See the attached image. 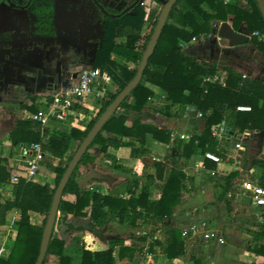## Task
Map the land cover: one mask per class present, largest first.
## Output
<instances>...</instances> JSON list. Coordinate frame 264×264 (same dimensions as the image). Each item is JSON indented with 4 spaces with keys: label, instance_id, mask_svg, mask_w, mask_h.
I'll list each match as a JSON object with an SVG mask.
<instances>
[{
    "label": "trees",
    "instance_id": "trees-1",
    "mask_svg": "<svg viewBox=\"0 0 264 264\" xmlns=\"http://www.w3.org/2000/svg\"><path fill=\"white\" fill-rule=\"evenodd\" d=\"M35 1L0 0V3L27 8ZM97 1L101 4L100 0ZM136 2L137 0H126V5L121 9L106 6L108 14H104L93 1L99 11L96 22L103 19L102 40L93 68L106 72L116 90L105 93L99 113L92 117L84 130L73 127L68 133L61 132L26 118L14 122L9 133L10 143L18 147L40 144L46 154L57 160L55 164H46L47 170L54 175L55 183L51 186L49 183L28 182L24 178L12 183L9 161L7 158L0 159V184L13 185L12 197L5 202L0 199V226L6 225L7 216L11 211L20 213V220L15 225V239L9 246V253L0 258V264H36L54 195L70 162L109 105L136 77L163 8L159 0H152L160 9L157 12L151 8L146 12L141 6V1L137 4ZM133 5L134 8L125 13L126 9ZM203 5H207L208 9L203 8ZM215 21H231L236 32L245 27L252 35L251 43L264 53V39L253 36L255 32L264 35V18L256 0H178L170 12L141 83L105 124L67 183L43 264L50 255L58 257V264H73V259L65 254L66 241L56 234L59 232L66 235L71 231L83 233L82 240H78L82 248L80 264H117V259L126 256L133 258L137 251L136 246L129 247L121 237L103 239L98 230L112 220L132 228H140L156 226L172 218L175 209L182 202L189 179L182 167H172L168 170L167 162L174 161L176 164L182 159L190 160L199 152L210 151L223 159L221 163L208 162L207 166L218 173L226 174L222 176L224 182L218 200L226 202L229 206L226 198L232 181L240 171L227 160L226 151L218 137L213 134V128L223 126L229 137L247 130L264 132V81L244 77L237 70L225 66L224 84L211 82L208 79L221 74L218 65L199 62L184 52L183 45L192 42L194 38H209ZM148 22L151 23V33L144 43L140 44L142 30ZM123 38H126V43H123ZM157 93L167 95L168 115L177 117L187 106H195L202 114L205 126L200 135H192L187 143L175 140L166 156L169 160L154 163V174L132 175L133 171L120 164L117 157L110 153V149L130 147L131 157L142 159L151 155L147 142L149 135L161 144L171 143L169 130L143 119V111ZM33 100L35 102L36 98ZM239 106H249L251 111L241 112L237 109ZM172 108L174 112L170 111ZM29 109L37 111L35 106ZM69 113L72 117L80 118L86 116L88 110L76 106L70 109ZM104 132L107 134L104 135ZM92 150L105 154L109 167L132 175L122 190L113 192L106 178H87L80 172L81 165L96 160ZM10 157L18 158L19 155L12 151ZM252 166L259 170L258 184L264 187V156L256 158ZM82 180L100 181L101 190H86L85 186L79 185ZM154 188L161 191V198L157 201L151 198ZM137 189H140V193L136 196L134 193ZM125 192L129 193L130 197H122ZM31 212L43 217L42 225L32 223ZM70 215L87 219L88 223H69ZM260 238H264V225L254 234L251 249L255 254L264 257V245L258 244ZM146 239V236L141 237V241L145 242ZM156 246L161 247L163 255L169 260L185 258L188 255V240L183 237L179 228L170 223L165 224L164 241L150 243L152 249ZM188 260L193 264H205L204 259L200 260L195 256H189Z\"/></svg>",
    "mask_w": 264,
    "mask_h": 264
},
{
    "label": "crops",
    "instance_id": "crops-1",
    "mask_svg": "<svg viewBox=\"0 0 264 264\" xmlns=\"http://www.w3.org/2000/svg\"><path fill=\"white\" fill-rule=\"evenodd\" d=\"M100 1L104 8L106 6H111L121 9L126 5V0ZM142 1L149 11L151 8L155 10L158 9L156 6L157 4L153 3L152 0ZM87 5L88 0H36L32 6L22 11L20 8L14 7L15 5H10L5 2L0 3V159L7 158L10 168L11 164H17L19 161L17 158L10 157L11 152L13 151L18 155L20 152L19 147L13 145L9 141V133L14 126V122L16 120L28 118L29 115L36 113L40 106L39 101H43L50 93L62 88L66 84V79L71 76H76L86 67H93L102 40V31L100 34L97 33L96 30L93 31L97 23L96 18L98 14L96 11L88 8ZM203 8L208 9V6L203 5ZM223 23L225 22L215 21L213 23L212 36L210 38H203V40L197 44L190 42V46L187 45L189 43L184 44V52L199 61L218 65L221 74H226L224 67L230 66L242 73L244 77L259 78L264 81V53L260 52L257 47L251 43L252 38L249 36V43L240 46H231L229 40L220 38L219 30ZM226 23H229L234 30L231 21H227ZM151 29V23H146L141 33L142 40L140 44H143L145 38L150 35ZM246 32L247 29L242 27L241 31L236 33L247 36ZM123 43H126V38H123ZM249 58L252 59L250 60ZM223 59L230 60V64L222 65L221 61ZM116 61L121 62L118 59H116ZM224 82L225 78L221 84H224ZM108 89L109 92H115L116 86L111 83L108 85ZM33 98H36L35 102ZM159 105H162L160 109L157 108ZM168 105L167 95L164 93L157 94L154 98L150 99L148 106L143 111V119L160 128L167 129L171 133L177 132L189 136L195 134L200 135L202 133L203 130L201 131L195 126V122L200 118L204 120L203 117L199 116L201 113L197 107L189 105L185 108L183 113L179 114L177 117H172L168 115L169 111L166 109ZM31 106H35L37 111H31L29 109ZM162 107L165 109L163 112H161ZM170 111L174 112V108ZM91 119L92 118L87 116L78 119L69 117L64 121H51L48 123L47 127L68 133L73 127L84 130ZM233 140L238 141L233 143ZM257 140L259 141L257 142ZM125 141L132 140L125 139ZM174 141L175 140L171 138V143L160 144L149 135L147 142L148 148L151 150V155L142 159L132 158L130 147H122L117 150L110 149V153L117 157L120 164L129 169H134L137 166V171L131 169L133 171L132 175H149L155 173V162L169 160L166 156L171 151ZM229 141L233 149H235L237 144L240 143L241 145L240 148L235 149L236 155L229 157L226 154L227 160L231 162L234 161V167L240 172L232 181L229 191L230 194L228 193L226 199L228 200V197L232 199L235 195L243 196L248 199L254 208L255 215L258 216L259 228H255L253 230L254 232L251 233L243 230L241 233L236 230L235 225L238 224H234V222L231 223V221L230 228L228 227L225 232L214 226L212 221L218 224V222L223 221V219L219 217L220 214L217 210L218 206L216 205L215 194L212 192V186L215 188V181H213V179L219 176H225L226 174L218 173L216 170L208 168L207 163L211 161L205 160L204 153L201 152L194 155L190 160L182 159L177 163L183 168V171L189 179L187 183V186L190 184L188 187L189 192L193 191L195 188H200L199 195L196 196L195 200L191 201L194 202L196 206H190L188 207V211L178 213L177 209L180 208L179 204L174 211V215L170 219L176 221L178 226L175 225V227L179 228L181 231L185 226L197 224L201 232L202 224H206L209 229L223 236L226 241L224 245L208 241L210 243L208 246L212 248V250L208 248L203 251L205 253L209 252L206 257H208L209 261L215 260V264H264V257L255 254L251 250L254 234L259 232L264 225V208L255 207L251 198L241 191V184L244 180L252 179L258 182L260 172L258 169L253 168L252 163L256 158L264 156V132L256 131L253 136L248 138H242L240 134H236L230 139L220 142L222 145L223 142ZM187 142L188 141H185V143ZM251 142L260 145L257 147L256 152H252L254 145L248 150L247 144ZM157 150L165 153V159L163 158V160H161L155 157V152ZM91 153L96 155V160L87 164L84 170H88L90 174L92 173L94 178H106L111 191L116 192L122 190L126 183L119 187L115 186L114 182L111 181L112 177L118 175V173H122V175L127 177L132 175L109 167L106 163L105 154L97 153L93 150ZM152 157L154 158V162L152 161L153 164L147 167L144 162L146 159ZM139 162H141V165H139ZM169 164L171 168L176 167L174 166V161ZM168 168L169 167H167V169ZM79 169L83 174L81 168ZM211 171L216 172V175L212 176L210 174ZM39 178L40 184L49 183L51 186H54V175L47 169L44 172H40ZM85 189L91 192L100 191L101 183L98 180H92L87 182ZM12 191V184H0L1 201L5 202L9 200L12 197ZM139 193L140 189H137L134 195L137 196ZM184 194L185 192L182 195V201L186 198ZM122 197L128 198L130 194L125 192ZM151 198L156 201L161 198V191L159 188L152 189ZM217 201H219L218 197ZM30 216L33 224L41 225V223H43V217L39 214L31 212ZM170 219H167V221ZM19 220V211L14 210L8 214L7 223L3 225L4 231L0 236V243L7 238L9 240H14L17 229L13 223ZM68 222H75L77 224H82V222L88 223L87 219L76 218L73 215L69 216ZM164 222L166 223V221ZM113 223L120 224L117 220H112L111 224ZM120 225L124 228L129 227V229L139 230V228H132L127 224ZM108 228L109 226L105 227L102 232L107 231ZM216 230H219V232ZM81 235L82 232L80 231H71L66 235L59 232L57 234L59 238L66 241L65 254L73 259V264H80L82 260V248L78 241ZM144 236H146V232ZM121 238L126 240V244L129 247L136 246L137 251L133 258L126 256L123 259H117V264H193V262L188 260L189 258L186 260H184V258L169 260L163 255L161 247L156 246L153 249L150 247L152 241L158 240L162 242L165 237L164 239L154 238L147 245L148 248L145 249L138 247L137 240L134 238H126V236ZM184 238L189 241L187 254L189 244L193 242L192 240L195 238L203 239L199 235L195 236L192 234ZM138 239L141 241V237ZM258 244L264 245V238H260ZM187 256H195V254ZM195 257L200 259L198 256ZM182 259L185 263L182 262ZM203 259L205 260V258ZM45 264H58V257L52 255L48 256Z\"/></svg>",
    "mask_w": 264,
    "mask_h": 264
},
{
    "label": "built area",
    "instance_id": "built-area-1",
    "mask_svg": "<svg viewBox=\"0 0 264 264\" xmlns=\"http://www.w3.org/2000/svg\"><path fill=\"white\" fill-rule=\"evenodd\" d=\"M141 6L146 11H149L148 8L145 7V4L142 0ZM253 36L264 39V35H261L258 32H255ZM203 38L204 37H200L198 39L194 38L191 43L197 44L202 41ZM191 43L187 45L190 46ZM225 76L226 74L224 73L208 80L211 82L218 81L222 83ZM66 80V84L62 88L50 93L43 101H39L40 106L38 111L29 115L26 119H31L42 126L47 127L48 123L51 121H64L69 117H72L69 111L76 106L87 109L88 114L86 116L92 118L100 111L103 97L105 93L109 91L108 85L111 83L113 84L111 77L106 72H103L99 68L93 67H86L82 69L76 76H71ZM92 96L93 101L90 102V97ZM237 109L241 112L251 111V107L249 106H239ZM199 116L202 117V114H199ZM255 133L256 131L247 130L240 135L242 138H248L253 136ZM213 134L218 137L220 141H225L231 138L226 134L225 128L220 125L213 128ZM171 138L173 140H181L185 142L189 141L191 136L172 132ZM240 147L241 146L238 144V148ZM19 151V157L17 158L19 160L18 163L11 164L12 183H17L20 178H24L28 182L41 183L39 174L42 165L44 163L55 164L57 162L56 159L43 151L40 144L20 146ZM204 159L214 163L223 162L221 157L210 151L204 153ZM210 174L215 176L216 172L211 171ZM241 191L251 198L255 207L264 208V187L259 185L258 182L252 179L244 180L241 184ZM13 225H16V221L13 223ZM201 229L202 231L200 232L197 224H190L189 226L182 228V235L184 237H187L190 234L195 236L199 235L206 241L216 242L220 245L225 244L226 241L224 237L209 229L206 224H202ZM12 241L13 240H9L7 238L4 239L2 243H0V258L6 256L9 253V246Z\"/></svg>",
    "mask_w": 264,
    "mask_h": 264
},
{
    "label": "rangeland",
    "instance_id": "rangeland-1",
    "mask_svg": "<svg viewBox=\"0 0 264 264\" xmlns=\"http://www.w3.org/2000/svg\"><path fill=\"white\" fill-rule=\"evenodd\" d=\"M87 6H88V8L96 11V13L98 14V11L93 6L91 0H88V5ZM156 6H157L158 9H160V7L158 5H156ZM246 35L249 36L250 38H252V35L250 33L246 32ZM249 59L251 60L252 58H249ZM221 64L222 65H229L230 64V60L223 59L221 61ZM261 70H263V69H261ZM255 76H257V75H255ZM157 94H161V93H157ZM92 101H93V96L90 97V102H92ZM161 106L162 105H159V107L157 106V108L160 109ZM164 110H165L164 107H162L161 112H163ZM10 122L13 123L12 121H10ZM9 125H10V123H9ZM195 126L202 131L204 129V126H205V120H202L200 118L198 121L195 122ZM5 133H6V130H5ZM236 141H238V140H233V143H235ZM240 141H242V140H240ZM258 141L259 140H257V142ZM239 145H240V143H239ZM243 145H245V144H243ZM222 146L225 149L226 154L229 157L236 155V150L235 149H238V144L235 146V149L231 148L230 141L229 142H223ZM251 146H253V148ZM258 146H260V145L255 144V143L253 144V142L247 144L248 150L251 147L252 148V152H256V149H257ZM164 154L165 153L163 151L157 150L155 152V157H157L158 159L160 158L161 160H163V158L165 159ZM152 161L154 162V158L153 157L150 158V159H146L144 164L147 165V167H149L150 164H153ZM46 164L47 163H44L42 165V167H41V171L42 172H44L47 169L46 168V166H47ZM167 165H169L167 167L171 168L170 164L168 162H167ZM85 166L86 165H81L80 166L83 174L86 175L87 178H92V177L94 178V175L92 173L90 174V172L88 170H84ZM174 166L180 167V165H178L177 163ZM136 167L135 168L133 167V168L137 171L138 168H136ZM134 169H132V170H134ZM130 177L129 176L128 177L124 176V175H122V173H118V175H115V176L112 177L111 181L114 182L115 186L119 187V186L125 184L127 182V180L130 179ZM222 178H223L222 176H219V177L213 179V181H215V186H214L215 188H213V186H212V192H213V194H215L216 205L218 206L217 210H218V213L220 214L219 217H221L223 219V221L218 222V224H217V222L214 223L213 221H212V223L214 224V226L217 229H220L223 232L227 231L228 227L230 228V221H231V223L234 222V224H238V225H235L236 226V230L240 231L241 233H242V230L246 231L248 233L254 232L253 230L255 228H259V224H258L259 221H258V216L255 215L254 208L252 207V204L249 202L248 199L244 198L243 196H236V195L232 199H230L228 197L229 206L225 202L217 201V197L222 192V186L221 185H222V182H224L222 180ZM86 184H87V181H86ZM189 186H190V184H189ZM189 186H187V189L184 191L185 192L184 197H186V198L180 204V208L177 209L178 213L188 211V207H190V206H196L195 203L191 202V201L195 200L196 196L199 195V192H200L199 189L200 188L199 187L195 188L193 191L189 192V188H188ZM229 194H230V192H229ZM214 220H216V219H214ZM83 222H82V224H86V223H83ZM111 223H112V221L109 222L107 225H105L102 229L98 230V232L100 233V236L103 237V239H110V238H113V237H123V236H126V238H134L135 240H137V246L141 247V249L148 248L147 245L154 238H162V239H164V237H165V224L166 223H172L174 226L175 225L178 226L176 221H172V219H170L169 221L166 220V223L164 222V223L156 225V226L140 227L139 230L138 229H129V227L128 228L127 227L124 228V227H121V225L118 224V223H113V224H111ZM41 225H42V223H41ZM108 226H109V228L107 229V231L102 232V230L105 227H108ZM3 231H4L3 226H0V236L2 235ZM201 231H202V229H201ZM216 231L219 232V230H216ZM145 232H146V236H147V241L142 242L138 238L144 236ZM56 234H58V232ZM82 237H83V233H82L80 239L78 238L79 241L82 240ZM192 241L193 242H191L189 244L188 255L195 254V256L200 257V260L205 258V264H215V260L214 261H212V260L209 261L208 257H206L209 254V252H207V253L203 252V251L207 250L208 248H210L208 246V245H210V243L208 241H206L204 239H200V238H195ZM210 249L212 250V248H210ZM187 258H189V257L188 256L185 257L184 260H186ZM184 260L182 259V262H184Z\"/></svg>",
    "mask_w": 264,
    "mask_h": 264
},
{
    "label": "water",
    "instance_id": "water-1",
    "mask_svg": "<svg viewBox=\"0 0 264 264\" xmlns=\"http://www.w3.org/2000/svg\"><path fill=\"white\" fill-rule=\"evenodd\" d=\"M32 1V0H31ZM101 9V11L104 14H108L105 10L104 6L98 3L97 0H93ZM141 0H137L136 4L139 3ZM162 5V11L160 14V17L158 19L157 26L154 30L153 35L151 36L150 42L145 50V53L143 55L141 64L138 68V72L136 77L118 94V96L115 98V100L109 105L105 113L101 116V118L98 120V122L95 124L93 129L90 131L88 136L84 139V141L81 143L80 147L78 148L77 152L75 153L72 161L70 162L60 184L57 187L56 193L54 195L53 204L50 210L49 217L47 219L46 227L44 230L43 238H42V244L40 248V253L38 256V259L36 261V264H43L44 260L47 256L48 247L50 244V240L53 235V230L57 221L58 213H59V206L62 200V195L65 190V187L67 183L69 182L73 172L75 169L79 166L80 161L82 157L85 155L87 150L90 148L92 142L95 140L97 135L102 131L105 124L108 122V120L117 112L121 104L130 96L131 92L138 87V85L141 83L145 70L149 65V60L153 53L156 50V47L159 43V40L161 38V35L163 33V30L167 24L170 12L176 2L178 0H159ZM259 6V9L263 15L264 18V0H256ZM135 4V5H136ZM129 7L126 9L125 13L129 12L131 9L134 8V6ZM16 7V6H14ZM20 10L24 11L25 8L20 7ZM103 19L99 20L96 25L93 28V31L96 30L97 33H101V26H102ZM219 37L222 39L229 40L231 46H240L243 44H248L250 41V38L248 36L236 33L231 25L229 23H223L221 25V28L219 30ZM107 133L104 132V135ZM86 184V180H82L79 185L81 187H84Z\"/></svg>",
    "mask_w": 264,
    "mask_h": 264
}]
</instances>
